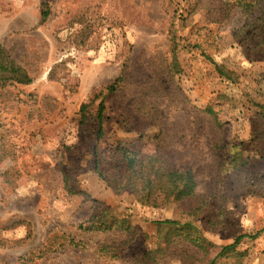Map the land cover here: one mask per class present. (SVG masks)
Instances as JSON below:
<instances>
[{"label":"rangeland","instance_id":"374dc122","mask_svg":"<svg viewBox=\"0 0 264 264\" xmlns=\"http://www.w3.org/2000/svg\"><path fill=\"white\" fill-rule=\"evenodd\" d=\"M237 2L0 0V44L33 79L0 87V264H22L39 248L51 252L28 264H130L95 253L115 236H84L88 249L67 246L98 205L130 218L141 234L128 248L135 254L156 249L154 222L195 221L215 245L210 259L236 236L259 234L238 246L245 256L218 264H264V27H245ZM45 4L51 15L41 24ZM173 35L182 44L177 69ZM118 144L191 171L210 204L205 214L194 219L182 203L160 209L114 194L94 155L110 164ZM234 145L250 158L240 172L230 168ZM65 176L88 197L66 191Z\"/></svg>","mask_w":264,"mask_h":264},{"label":"trees","instance_id":"16d2710c","mask_svg":"<svg viewBox=\"0 0 264 264\" xmlns=\"http://www.w3.org/2000/svg\"><path fill=\"white\" fill-rule=\"evenodd\" d=\"M240 13L246 16V26L253 23H262L264 27V0H238L235 3ZM41 24H44L50 18L48 5H43ZM254 19V20H253ZM252 20V21H251ZM182 44L177 36L172 37V61L175 69L180 65L179 52ZM216 71L220 77H224L232 82H236L233 73L227 71L225 67L213 62ZM121 76L115 83L108 86V93H116L119 84L122 82ZM33 79L28 72L18 65L12 55L0 44V87L7 84L30 85ZM259 115L264 119V103L257 105ZM89 105L82 107L81 113L85 117ZM208 114L214 117L216 125L220 126V119L214 109L208 108ZM105 113V103L102 101L97 112L99 122L98 138L103 136V120ZM234 145L230 151V168L234 171H243L250 164V158L235 148ZM94 158L95 172L107 184L108 188L116 195L131 193L142 206H151L153 208H167L175 203L184 205V214L194 219L201 218L205 214L204 210L210 206L207 199L200 198L197 194V182L194 174L189 170L176 169L157 154L142 155L131 150L123 144H118L110 164L98 159L96 151ZM69 177L65 176V188L71 195L83 194L73 189ZM97 203L94 202V205ZM114 208H100L96 206V213L84 223L75 225L76 236L71 235V241L68 247L88 249V243L82 238L87 235H107L115 236L111 239V244L105 243L95 253L104 256L110 260H124L130 264H172L175 259L187 264L189 259L198 261H208L209 264H218L223 258L230 257L232 254L239 257L246 253L238 251V246L245 239H256L257 235L241 234L234 238L233 243L223 246L221 251L210 259L214 252V243L211 242L196 225L195 221L183 223L176 220L156 221L153 224L157 227L156 249L147 252L135 254L128 251V248L134 247L139 241L140 232L132 224L129 217L116 215ZM214 224V223H213ZM81 241H77V240ZM65 248V245H63ZM51 250L45 251V248H39L34 252L22 258V264H28L36 259L44 258ZM194 253L200 255L198 256Z\"/></svg>","mask_w":264,"mask_h":264}]
</instances>
